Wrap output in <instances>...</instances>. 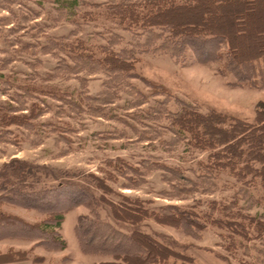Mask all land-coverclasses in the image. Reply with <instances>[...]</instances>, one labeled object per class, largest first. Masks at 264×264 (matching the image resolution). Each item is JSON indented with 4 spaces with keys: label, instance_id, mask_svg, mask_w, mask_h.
I'll return each mask as SVG.
<instances>
[{
    "label": "rangeland",
    "instance_id": "rangeland-1",
    "mask_svg": "<svg viewBox=\"0 0 264 264\" xmlns=\"http://www.w3.org/2000/svg\"><path fill=\"white\" fill-rule=\"evenodd\" d=\"M123 1L0 0V112L8 104L28 108L35 103L41 109L31 125L0 124V196H13L17 190L31 194L67 181L84 192L83 201L65 211L59 230L65 248L14 237L19 226L5 224L0 226V253L23 252L34 264L111 260L108 254L80 249L74 225L84 217L125 235L141 230L193 259H170L175 264H198L201 252L222 264H258L262 240L237 237L232 243L229 232L210 224L176 228L146 215L131 225L112 216L109 202L126 206L137 200L156 212L173 206L202 217L209 202L216 201L236 202L234 209L264 215L259 180L246 184L251 174L237 180L228 170L211 171L212 150L190 146L187 134L171 129L168 116L185 103L202 113L216 110L252 121L256 103L264 101V87L232 85V75L221 76L216 62H198L189 47L179 58L157 50L167 28L119 19L112 6ZM135 10L145 12L142 6ZM224 18L230 24L244 19L238 25L247 35L235 44L243 55L258 49L264 39V0L231 1ZM110 51L129 59L132 69H110L103 60ZM149 83L160 84L167 94ZM18 99L25 101L24 107ZM17 160L47 166L57 177L42 169L40 177L12 175ZM68 199L61 203L67 205ZM2 202L1 210L30 222L44 217Z\"/></svg>",
    "mask_w": 264,
    "mask_h": 264
},
{
    "label": "trees",
    "instance_id": "trees-1",
    "mask_svg": "<svg viewBox=\"0 0 264 264\" xmlns=\"http://www.w3.org/2000/svg\"><path fill=\"white\" fill-rule=\"evenodd\" d=\"M231 1L234 0H144L143 2L124 0L112 8L117 11L121 20L128 19L150 28H167L168 35L157 46V50L179 58L185 48L189 47L198 62L204 64L216 62L217 72L221 76L232 75L235 79L232 85L262 88L264 87V39L253 53L247 56L241 53L235 44L237 40L247 35V31H244L240 24L238 25L244 19L236 18L233 24H230L224 18L225 12L229 11ZM138 6L145 8V12L141 14L136 12ZM118 9L121 11L118 12ZM110 52L103 57L110 69L113 71L132 69L129 59H123L113 51ZM149 85L153 88L158 87L161 90L159 93L167 94L166 89L160 84L149 83ZM18 101L19 107H24L25 101L19 99ZM19 109H27L29 113L18 114L16 112ZM40 111L35 103H31L28 108H16L8 104L0 112V124L1 126L25 123L31 125V121L41 114ZM168 116L171 117V129L175 127L174 132L187 134L190 146L212 150L209 154L213 160L211 171L228 170L237 180H244L246 175L251 174L252 179L245 180L244 183L255 184L258 183V179L260 186L264 187L263 100L256 103L252 121L216 110L202 113L185 103H182L175 113H168ZM16 162L12 167V175L17 174L24 178L27 174H39L40 177L44 175L40 171L42 169L46 176L57 177L56 171L47 166H32L19 160ZM206 173H211L210 167H206ZM93 179L96 187L101 188V182ZM79 187L80 185L67 181L60 185L46 186L31 194L17 190L13 192V196H0L2 203L9 202L44 215L39 221L30 222L0 209V226L16 224L19 228L12 232L11 235L14 237L35 240L38 245L54 244L59 249L65 248L66 241L61 237L59 230L65 211L83 201L84 192ZM67 197L68 204L61 203V200H66ZM128 203L130 205L126 204V206L121 203H108L111 214L117 221L136 225L149 215L161 224L176 228L181 226L203 229L208 224L214 225L229 232L227 237L232 243L237 237L242 240L264 241L261 239L264 236V215L249 214L238 207L234 209L236 202L217 205L216 201H211L208 210L202 212V217L177 210L173 206L156 212L145 208L140 200L134 202V205ZM215 211L219 216H213ZM74 233L83 252L108 254L112 257L111 260L92 264H175L170 260L173 258L189 263L193 261L189 256L180 254L170 245L138 229L125 235L107 223L83 217L76 221ZM2 237L4 236L0 238ZM258 253L261 255L258 264H264V251ZM26 259H29L28 255L19 251L13 252L11 249L0 253V262Z\"/></svg>",
    "mask_w": 264,
    "mask_h": 264
},
{
    "label": "crops",
    "instance_id": "crops-1",
    "mask_svg": "<svg viewBox=\"0 0 264 264\" xmlns=\"http://www.w3.org/2000/svg\"><path fill=\"white\" fill-rule=\"evenodd\" d=\"M202 254L197 255L198 264H222L214 255L209 252H201ZM200 258V259H199ZM0 264H34L30 260L13 261V262H0Z\"/></svg>",
    "mask_w": 264,
    "mask_h": 264
}]
</instances>
